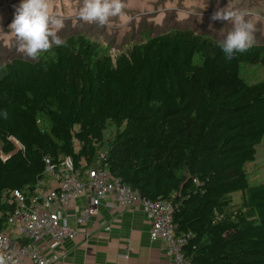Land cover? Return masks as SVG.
Listing matches in <instances>:
<instances>
[{"label":"trees","instance_id":"obj_1","mask_svg":"<svg viewBox=\"0 0 264 264\" xmlns=\"http://www.w3.org/2000/svg\"><path fill=\"white\" fill-rule=\"evenodd\" d=\"M0 67V233L45 160L71 157L141 198L168 201L192 264H264V183L247 167L264 140V45L227 61L195 30L146 37L112 57L83 35ZM113 127L112 132L109 127Z\"/></svg>","mask_w":264,"mask_h":264},{"label":"built area","instance_id":"obj_2","mask_svg":"<svg viewBox=\"0 0 264 264\" xmlns=\"http://www.w3.org/2000/svg\"><path fill=\"white\" fill-rule=\"evenodd\" d=\"M105 156L100 152L91 167L83 163L77 167L71 157H63L58 164L46 159L44 178L37 182L32 198L18 191L10 194L17 207L9 218L8 231L0 233V243L8 245L0 251L12 255L18 264H52L58 258L49 257L48 252L57 253L65 240H75L80 229L99 215L101 207L131 210L140 206L151 222L150 240L165 243L173 264H192L183 252L190 235H175L172 204L143 199L113 178L102 163ZM86 197L89 202L71 225L68 211Z\"/></svg>","mask_w":264,"mask_h":264},{"label":"rangeland","instance_id":"obj_3","mask_svg":"<svg viewBox=\"0 0 264 264\" xmlns=\"http://www.w3.org/2000/svg\"><path fill=\"white\" fill-rule=\"evenodd\" d=\"M21 0H0V67L14 60L34 62L17 51L14 34L9 25L14 19ZM124 15L113 18L104 27L82 21L78 12L83 0H51L50 12L63 18L64 27L59 32L62 39L83 35L109 49L116 57L146 37H157L172 30H195L199 34L221 41L231 30L227 22H212L209 17L217 8V0H124ZM230 4L248 13L247 19L255 27V45H264V0H219V6ZM250 82L263 78L264 74L247 71ZM113 127H109L112 132ZM252 183H264V140L257 147L256 161L247 167Z\"/></svg>","mask_w":264,"mask_h":264},{"label":"clouds","instance_id":"obj_4","mask_svg":"<svg viewBox=\"0 0 264 264\" xmlns=\"http://www.w3.org/2000/svg\"><path fill=\"white\" fill-rule=\"evenodd\" d=\"M50 7L51 0H21L9 25L15 36L17 51L32 60H39L42 53L49 52L54 46H67V42L59 35L64 27L63 18L53 15ZM125 9L124 0H83L78 15L86 23L104 27L113 18L124 15ZM247 16L248 13L233 8L229 3L220 7L217 0V8L209 17L210 29L212 22L216 21L227 22L232 26L226 38L218 42L227 61L255 45L256 27ZM0 117L6 119L7 111L0 110ZM0 247L7 248L8 245L3 242ZM0 264H18V261L5 251H0Z\"/></svg>","mask_w":264,"mask_h":264},{"label":"crops","instance_id":"obj_5","mask_svg":"<svg viewBox=\"0 0 264 264\" xmlns=\"http://www.w3.org/2000/svg\"><path fill=\"white\" fill-rule=\"evenodd\" d=\"M88 202V197L82 198L68 211L71 225ZM150 229L151 222L140 206L131 210L101 207L75 240H65L57 253L48 252L49 257L58 258L52 264H173L165 243L150 240Z\"/></svg>","mask_w":264,"mask_h":264}]
</instances>
